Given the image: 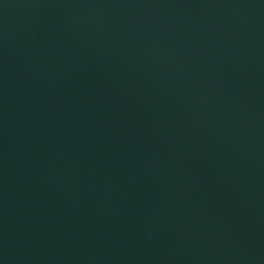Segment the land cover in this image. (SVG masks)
<instances>
[{"label": "water", "instance_id": "1", "mask_svg": "<svg viewBox=\"0 0 264 264\" xmlns=\"http://www.w3.org/2000/svg\"><path fill=\"white\" fill-rule=\"evenodd\" d=\"M0 264H264V0H0Z\"/></svg>", "mask_w": 264, "mask_h": 264}]
</instances>
